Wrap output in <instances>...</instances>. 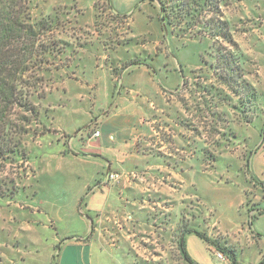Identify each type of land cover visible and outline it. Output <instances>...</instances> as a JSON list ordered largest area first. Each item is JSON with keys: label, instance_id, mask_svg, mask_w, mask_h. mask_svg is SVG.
Instances as JSON below:
<instances>
[{"label": "rangeland", "instance_id": "obj_1", "mask_svg": "<svg viewBox=\"0 0 264 264\" xmlns=\"http://www.w3.org/2000/svg\"><path fill=\"white\" fill-rule=\"evenodd\" d=\"M33 2L48 8L57 6L63 10L65 5L72 8L71 18L75 16L78 24L72 20L67 27L68 37L70 41L77 39L78 44H83L72 63L79 68L72 74L79 81L67 79L55 85L59 90L53 94L60 101H53L49 109L54 117L50 132L28 141L29 163L18 159L13 166L7 164L0 172V179L14 181L19 187L14 197L0 200V263L6 253L12 251L19 252L24 259L13 264L30 263L33 259L31 244H36L32 241L33 235L38 232L43 250L39 254L33 252V255L39 261L46 247L52 246L53 242L46 241H51L55 232V238L59 240L54 247L53 264H62L67 254L69 259L64 264H77L75 248H66L62 243L66 238L87 236L82 226L87 218L94 220L102 215L100 210L107 201L110 202L111 185L104 182L96 164L84 160L90 156L77 147L76 141L82 134L92 136L95 132L93 126H96L93 120L99 119L113 106L120 90L121 98L130 102L142 99V92H145L146 101L148 96V100L156 105L161 92L174 90L176 93V100L162 93L171 106L162 110L164 117L153 125L152 150L158 155L159 169L152 177H146V189L161 190L176 198L174 209L167 216L166 242L161 244L162 239L154 226L146 223V218H141L144 226L133 224L130 230L127 229L129 240L133 241H126L128 249L150 248L148 252L152 254L146 260L160 262L159 254L154 251L164 248L176 251L173 243L177 237V230H173L176 219L181 231L193 230L207 237V241L195 234L185 237L186 250L196 264H233V261L235 264H259L263 261L264 135L260 137L261 123L256 122L254 127L235 124L232 135L224 131L221 123L217 126L218 134L211 136L214 118L210 111L199 113L196 110V107L205 108L202 104L205 100L212 107L211 99L201 91L191 96L178 90L181 85L184 88V79L191 85L195 81L193 76L201 74L200 69L204 68L201 59H210L206 52L211 42L178 37L159 21L156 1L112 0L109 4L105 0ZM222 11L224 19L234 20V39L253 64L249 79L257 87L258 66L254 58L257 54L255 48L260 50L264 45V0H241L223 7ZM131 37L134 39L126 41ZM117 50L123 62L137 61L139 65L119 66L121 79L115 86L111 84L107 101L105 91L100 88L103 83L99 82V76L104 72L101 69L97 76L93 70L96 61L101 65L103 59H110ZM209 82L204 81L205 84ZM258 90L259 98L263 100L264 84ZM258 107L264 109L262 102ZM196 126L202 131L200 136L191 130ZM78 156L83 160H76ZM149 193L146 192V197L150 196L151 203L145 198L153 208L149 214L166 216L170 200ZM224 249L226 252L222 251ZM115 251L99 244L96 254L92 249L90 263L81 258L78 264H116ZM228 251L233 252L234 257ZM216 254H221L224 261H218ZM172 257L177 258V254ZM135 260L139 262L142 258Z\"/></svg>", "mask_w": 264, "mask_h": 264}, {"label": "trees", "instance_id": "obj_2", "mask_svg": "<svg viewBox=\"0 0 264 264\" xmlns=\"http://www.w3.org/2000/svg\"><path fill=\"white\" fill-rule=\"evenodd\" d=\"M105 1L110 3L109 0ZM151 1H156L159 7V21L171 28L178 37L207 39L211 42L206 52L210 59H201L204 66L200 69L201 74L193 76L195 81L191 85L184 79V88L181 85V89H178L191 96L201 91L211 99L212 107L208 106L205 99L202 102L205 108L196 107L199 113L210 111V116L214 118L211 121L213 128L210 135L218 134L217 126L221 123L224 131H229L232 135L235 124L244 123L254 127L259 121L260 137L263 136L264 109L258 106L261 102L264 106V99L259 98L258 88L249 79L253 64L234 39V20L224 19L222 11L223 7L241 0ZM66 6L61 10L57 6H42L33 0H0V172L7 164L13 166L18 159L22 163H29L31 152L26 145L28 141L50 132L49 126L54 117L49 109L53 101H60L53 94L59 90L55 85L67 79L79 81V78L72 76L79 69L72 63L83 44H78L77 39L70 41L68 37L67 27L72 24V20L75 24L78 21L75 16L71 18L72 8L69 6L68 9ZM132 63L139 65L137 61H129L121 62V66L124 68ZM110 68L112 74L118 77L119 68ZM204 81L210 82L205 84ZM259 118L261 121L257 120ZM191 130L195 135H201L202 131L198 126ZM18 188L14 181L0 179V200L11 199ZM149 197L141 196L140 201L147 198L151 203ZM167 216L146 215V223L154 226L162 241L167 233ZM180 228L179 224L173 228L177 230V237L173 242L177 258L171 255V261L196 264L186 250L185 237L187 234H195L205 241L207 237L193 230L181 231ZM115 234L119 236L118 232ZM125 245L129 247L127 242ZM222 251L226 252V249ZM228 253L234 257L233 252ZM136 264H163V259L160 258V262L149 259ZM259 264H264V260Z\"/></svg>", "mask_w": 264, "mask_h": 264}, {"label": "crops", "instance_id": "obj_3", "mask_svg": "<svg viewBox=\"0 0 264 264\" xmlns=\"http://www.w3.org/2000/svg\"><path fill=\"white\" fill-rule=\"evenodd\" d=\"M131 39L133 40L134 37H131L126 41ZM124 42L125 41H122V43ZM121 44H119L120 47H122ZM118 51L119 50L114 51V54H112L113 57H110V59H103L102 62L104 63L101 65L98 64V61H96V65L93 70L96 72L97 76L101 69L104 72V75L102 74V76H99V82L103 83L100 88L105 91L107 101H109L108 99L112 86L111 84L114 83L115 86V83L119 82L121 79L119 75L118 77H115L110 68V66H116L118 69L121 62H123L122 56L118 54ZM255 52H257V54L256 59L254 58V60L258 66V77L256 79L258 83L257 87L261 89L262 84H264V45L260 48V50L259 48H255ZM259 69H262V71L259 72ZM85 77H87V75H85ZM99 82L97 81L98 92H100ZM163 92L165 95L167 94L176 100V93L174 94V90ZM163 92L157 96L158 103L156 105V103L148 100L150 99L148 96L146 101L145 92H142V99H134V101L130 102L125 98H121L120 94L122 92L120 90L118 93L119 98L114 99V97L111 96V99H114L113 106H111V108L107 111H104L99 119L97 118L96 120H93L96 125L95 127L93 126V130L99 131V137L94 138L90 133L89 135L82 134L79 137V141H76L78 144L77 147L88 152L90 156V158L84 157V160H87L88 164L93 163L94 165H97L99 173L102 178L104 177V182L107 175L111 173H116L123 177L119 183L110 184V202L107 201V204L102 210H100L103 211L100 216L101 219L100 217H97L94 220L88 218L86 221L84 220L85 223L82 227L84 229V235L87 234V236L85 238L82 236L76 239L66 238V244L64 242L62 243V245L66 248L69 246L75 248L74 254L76 258L75 262L77 264L81 258L90 263L92 249L94 253L97 252L99 244L105 246L106 248L108 246L114 249V251L117 249L115 251V257L117 258L116 264H126V260L127 264H136L135 258H142L141 261L145 262L146 258L151 256L152 253L148 252L150 249L130 250L125 243L126 241L128 243L133 242L131 239L129 240L127 229L130 230V227L133 224L137 226H141L143 224L144 226L141 218H146V215L149 214L148 212L153 210L152 206L146 202L145 198L143 201H140L141 196L146 197V192H150L149 194L170 200L171 205H169V208L167 207L165 214L168 215L171 213V210L174 209L173 201H175L176 198H174L172 194L167 195L166 192L161 190L157 191L153 189H146V177H152L154 172H158L159 169L157 166L158 155L153 154L152 150V138L155 136L153 125L158 123L159 120L164 117L162 115V110L164 109L166 111L167 108L171 106V104L167 103V98L162 95ZM180 93H182V91H180ZM171 103L173 102L171 101ZM73 153L80 155V153L77 154V152ZM76 160L83 159L78 156ZM141 176H144L145 178L142 179ZM105 192L106 191H103V194H105ZM130 208L133 210H130ZM130 215L131 218L127 220V217ZM174 224L177 225L176 219H174ZM107 227H110L108 228L110 231ZM111 228L114 229V232L111 231ZM102 230H104V232H102ZM116 232L119 233V236L115 234ZM55 235L56 234L54 232V236H51V241H46L47 243L53 242L51 244L52 246L46 247L44 256L42 258L40 257L38 259L39 261L35 260V256L33 254H39V252L43 250V241L39 232L38 234L33 235L34 239H32V241L36 244H31V248L34 253H30L33 259L28 264H53L54 247L56 242L59 240H56ZM108 241H110V244ZM162 242L165 245L166 240L164 239ZM154 252H157L159 254L158 257L163 259V264H183L181 260L179 262H177V260L174 262L166 261V258H170L172 254L176 257V251L172 252L164 248ZM18 259H20V263L24 260L21 258V254L19 252L12 251V253H6V257H3L0 264L18 263ZM66 259H69L68 254L66 255ZM66 259L64 257L62 264L65 263Z\"/></svg>", "mask_w": 264, "mask_h": 264}, {"label": "built area", "instance_id": "obj_4", "mask_svg": "<svg viewBox=\"0 0 264 264\" xmlns=\"http://www.w3.org/2000/svg\"><path fill=\"white\" fill-rule=\"evenodd\" d=\"M100 133L99 131H95L92 134V137L97 138L99 137ZM123 177L119 174L116 173H111L108 174L106 179H105V183L106 184H111V183H119V181L122 179ZM216 258L218 261H224V258L221 254H216Z\"/></svg>", "mask_w": 264, "mask_h": 264}]
</instances>
